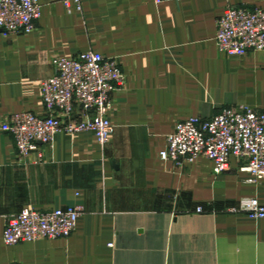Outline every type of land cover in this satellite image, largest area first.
I'll return each mask as SVG.
<instances>
[{"label":"crops","instance_id":"obj_1","mask_svg":"<svg viewBox=\"0 0 264 264\" xmlns=\"http://www.w3.org/2000/svg\"><path fill=\"white\" fill-rule=\"evenodd\" d=\"M38 1L33 32H0V126L14 113L45 114L39 86L55 57L101 53L124 80L103 148L90 133L62 132L50 149L39 145L41 162H20L0 131V264H264V218L227 212L244 200L264 207V179L251 184L234 160L214 175L206 159L159 157L180 121L264 112V52L230 58L214 41L227 7L264 10V0H83L81 13ZM75 205L84 211L68 238L4 243L6 219L22 209Z\"/></svg>","mask_w":264,"mask_h":264},{"label":"built area","instance_id":"obj_2","mask_svg":"<svg viewBox=\"0 0 264 264\" xmlns=\"http://www.w3.org/2000/svg\"><path fill=\"white\" fill-rule=\"evenodd\" d=\"M83 0H62L68 13L82 12ZM169 0H152L160 4ZM178 1V0H174ZM38 0H0V32L29 34L39 19ZM215 45L226 57H244L264 52V10L259 7H227L216 21ZM54 74L40 82L44 115L20 112L9 115L0 131L13 137L16 157L24 162L32 154L43 155L39 145L51 148L59 133H90L105 147L114 132L108 113L111 96L124 80L115 59L88 51L74 57H55ZM161 161L177 166L198 159L210 161L214 175L229 170L234 160L251 184L264 179V112L247 108H225L209 119L188 118L176 123L159 152ZM83 206L39 211L24 208L6 219L3 241L7 246L68 238L76 228ZM200 213L201 209H197ZM231 214L264 218V207L244 200Z\"/></svg>","mask_w":264,"mask_h":264},{"label":"rangeland","instance_id":"obj_3","mask_svg":"<svg viewBox=\"0 0 264 264\" xmlns=\"http://www.w3.org/2000/svg\"><path fill=\"white\" fill-rule=\"evenodd\" d=\"M201 211H202V209H201Z\"/></svg>","mask_w":264,"mask_h":264}]
</instances>
